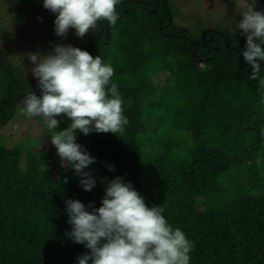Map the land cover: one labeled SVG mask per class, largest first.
I'll return each instance as SVG.
<instances>
[{
    "label": "trees",
    "instance_id": "16d2710c",
    "mask_svg": "<svg viewBox=\"0 0 264 264\" xmlns=\"http://www.w3.org/2000/svg\"><path fill=\"white\" fill-rule=\"evenodd\" d=\"M166 2L131 0L117 6L116 25L99 34L106 21H98L90 32L85 51L112 65L128 119L117 136L77 133L95 157L91 191L43 147L51 132L35 130L10 148L0 143V264H77L88 250L67 236L65 201L99 208L116 177L186 234L190 264H264V81L249 78L240 31L207 27L200 17L192 24L213 40L192 43L193 31L174 22ZM26 85L37 83L0 54V121ZM67 124L62 119L58 130ZM23 151L31 156L25 171Z\"/></svg>",
    "mask_w": 264,
    "mask_h": 264
},
{
    "label": "clouds",
    "instance_id": "9594fccd",
    "mask_svg": "<svg viewBox=\"0 0 264 264\" xmlns=\"http://www.w3.org/2000/svg\"><path fill=\"white\" fill-rule=\"evenodd\" d=\"M256 0H245L236 28L246 39L242 55L251 68L250 79L264 81V11L255 10ZM121 0H43L42 7L54 14V34L65 37L69 30L83 38L98 21L116 25ZM30 72L40 95L26 97L23 114L40 118L51 131L61 167L80 178V187L89 192L96 180L88 170L95 163L77 143V133H112L124 130L118 86L112 82L114 69L100 56L71 45H54L48 54L27 56ZM62 119L68 124L58 130ZM117 136V135H116ZM109 171H114L110 166ZM68 238L88 252L77 257V264H190L194 245L180 228H173L163 215L162 206H147L131 182L116 177L106 183L99 208L91 211L78 200L65 201Z\"/></svg>",
    "mask_w": 264,
    "mask_h": 264
},
{
    "label": "rangeland",
    "instance_id": "374dc122",
    "mask_svg": "<svg viewBox=\"0 0 264 264\" xmlns=\"http://www.w3.org/2000/svg\"><path fill=\"white\" fill-rule=\"evenodd\" d=\"M129 1L131 0L124 2L121 0L118 6L123 7L122 5ZM42 2L43 0H0V54L5 63L12 67L22 68L24 74L35 84L37 81L31 75V64L27 59L29 54H48L54 45H71L86 50L90 37V33H88L83 38H78L74 35L73 30H69L65 37L55 36L53 20L44 11ZM167 2L174 22L183 28L191 29L194 33L193 40L201 34L195 24H192L194 19L203 17V22L207 27L216 25L223 27L225 24L227 28L240 31L236 28V22L240 20V14L246 10L245 0H167ZM26 5H29L28 9L23 10ZM255 10L264 11V0H256ZM14 11H19L24 16L17 20L18 16ZM37 45L40 46V49ZM107 47L108 45L104 46V48ZM99 56L103 60L102 54L99 53ZM36 87L37 85H26L29 92L17 99L11 110V115L8 118L5 117V121H0V143H4L9 148L12 147L15 140L25 139L35 130L51 132L40 118H26L23 114L25 99L30 92L36 95ZM43 147L48 152L53 150L54 154L56 153L50 139L43 141ZM37 150H41V147H37L35 152ZM43 152L46 153V151ZM30 160L31 156L26 151L20 154L19 165L23 171L27 169ZM54 175L57 176V173Z\"/></svg>",
    "mask_w": 264,
    "mask_h": 264
},
{
    "label": "flooded vegetation",
    "instance_id": "af4514ba",
    "mask_svg": "<svg viewBox=\"0 0 264 264\" xmlns=\"http://www.w3.org/2000/svg\"><path fill=\"white\" fill-rule=\"evenodd\" d=\"M156 4H158V2ZM204 32H205V30L202 31L201 34H200L201 40H197V39L193 40V39H191V42L192 43H196V41H198V43H196L198 45L199 44H201V45H207L208 43L212 42L213 38L209 34H207V33L204 34Z\"/></svg>",
    "mask_w": 264,
    "mask_h": 264
},
{
    "label": "water",
    "instance_id": "95a60500",
    "mask_svg": "<svg viewBox=\"0 0 264 264\" xmlns=\"http://www.w3.org/2000/svg\"><path fill=\"white\" fill-rule=\"evenodd\" d=\"M155 9L153 10V12L155 13ZM161 23V22H160ZM109 25L107 24V22H106V24H105V26L104 27H102V29L99 31V34L101 33V32H103L104 30H109ZM205 34V33H204ZM96 40H97V38H96ZM96 40L94 41V43H93V45L91 46V48L89 49V51H92V49H93V46H94V44L96 43ZM196 43H198V41H196ZM240 60H241V56H240ZM249 70H251V69H249Z\"/></svg>",
    "mask_w": 264,
    "mask_h": 264
}]
</instances>
